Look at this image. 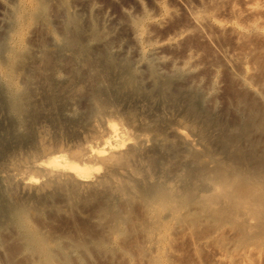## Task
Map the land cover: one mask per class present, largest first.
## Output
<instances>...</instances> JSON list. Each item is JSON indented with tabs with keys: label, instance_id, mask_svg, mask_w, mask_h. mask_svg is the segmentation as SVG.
Wrapping results in <instances>:
<instances>
[{
	"label": "bare ground",
	"instance_id": "1",
	"mask_svg": "<svg viewBox=\"0 0 264 264\" xmlns=\"http://www.w3.org/2000/svg\"><path fill=\"white\" fill-rule=\"evenodd\" d=\"M1 4L0 264H264V0Z\"/></svg>",
	"mask_w": 264,
	"mask_h": 264
},
{
	"label": "rangeland",
	"instance_id": "2",
	"mask_svg": "<svg viewBox=\"0 0 264 264\" xmlns=\"http://www.w3.org/2000/svg\"><path fill=\"white\" fill-rule=\"evenodd\" d=\"M206 1H209V0H206ZM0 5H2V4H1V0H0ZM177 5H178V4H177ZM177 5H176V9H177V11H179L178 14H179V17H180V18H179V19H180V23H184V24H187V25L190 26V25H191V22L189 21V18H187L188 16L186 15V13H185V11H184L185 9H183V11H184V13H185V15H183L182 10H180V9H182L183 7H181V6H179V5H178V7H177ZM227 5L230 6L229 3H225V4L220 8V11L223 9L222 12H224L225 10H226L225 12H227V11L230 9V7H228ZM224 6H225L226 8L228 7L229 9H228V8L226 9ZM180 11H181L182 13H181ZM184 20H185V21H184ZM187 21H189V22H187ZM188 23H189V24H188ZM193 28H194V27L191 25V26H190V29L192 30ZM167 30H168V29H167ZM167 30L165 29V32H167ZM191 30H190V34H191V35H190V34H189V35L192 36V38H191V39H192V42L194 43V45H196V46L199 47V50L201 51L200 53H202L203 57H204V56H205V57L207 56V57H206V60H208L209 58L212 59V57H213V60H214V56H215V58H216V56H218L217 58H219L220 53H218L219 48H218V46H216L217 44H216L215 42H214V44H213V41L210 42V41H209L210 39H207V40H208V41H207V40H206L207 37H204V34L201 32L202 30H200L199 28H196V27H195L193 31H191ZM199 31H200V32H199ZM199 33H200V34H199ZM201 33H202L203 36L201 35ZM224 35H225L226 37H225ZM224 35H223V36H224V37H223L224 39L221 37L223 41H225V39H226V41H230V39H231V41H232L233 43H234L235 41H238L237 43H236V42L234 43V44H235L234 46L237 45V46H236V48H238L237 50H239V49L242 47V48L239 50V52H241L242 49L245 50V49H246L245 47H246L247 44L249 45V43H250V44H251V43L253 44V42L255 43V40L257 39V38H256V39L253 38V40H254V39H255V40H254L253 42H249V41H250V38H246V39H248V40L243 39V41L245 40V43H244L242 40H236V39H234V37H236V36L233 35V34L227 33V35H226V34H224ZM195 37H196V38H195ZM202 37H203V38H202ZM193 38H194V39H193ZM204 38H205V39H204ZM236 38H237V37H236ZM258 40H259V39H258ZM258 40H256V43H255V44H253L254 46H257V44H258L257 41H258ZM239 41H240L241 44H239ZM247 41H248V42H247ZM251 41H252V40H251ZM246 42H247V43H246ZM260 42H261V44L263 43L262 41H259V44H260ZM209 43H210V44H209ZM244 44H245V45H244ZM261 44H260V46L258 45V47L264 46V43H263V45H261ZM213 45H214V46H213ZM248 45H247V46H248ZM239 46H240V48H239ZM184 49H185L184 46H182V47H181V50L183 51ZM217 50H218V51H217ZM243 50H242V51H243ZM202 51H203V52H202ZM215 54H216V55H215ZM208 56H209V57H208ZM205 57H204V58H205ZM207 58H208V59H207ZM208 61H211V60L209 59ZM208 61H207V62H208ZM235 83L238 84L237 82H235ZM236 86H237V85H236Z\"/></svg>",
	"mask_w": 264,
	"mask_h": 264
}]
</instances>
